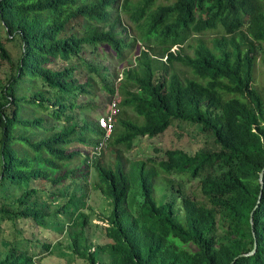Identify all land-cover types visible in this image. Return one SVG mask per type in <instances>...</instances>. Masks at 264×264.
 <instances>
[{"label":"trees","instance_id":"1","mask_svg":"<svg viewBox=\"0 0 264 264\" xmlns=\"http://www.w3.org/2000/svg\"><path fill=\"white\" fill-rule=\"evenodd\" d=\"M118 2L0 0L4 35L19 49L15 59L0 37V186H28L0 204V264H44L50 243H30L22 228L26 220L42 227L55 214L75 216L81 229L71 235L72 251L87 264H230L255 243L256 253L234 264H264V97L255 87L264 0H123L122 30ZM80 19L90 31L73 33ZM138 45L135 66L123 71L137 91L114 100L121 111L107 148L117 162L101 165L103 153L91 165L66 147L98 146L105 137L85 114L116 95L118 77L101 49L123 58ZM34 111L41 116L26 117ZM174 121L212 134L219 149L128 159L140 140L163 136ZM77 164L86 168L84 185ZM91 169L100 178L93 185ZM175 176L199 180L206 202ZM92 188L113 207L98 226L83 210ZM41 193L68 201L53 213ZM87 226L103 238L94 242Z\"/></svg>","mask_w":264,"mask_h":264},{"label":"rangeland","instance_id":"2","mask_svg":"<svg viewBox=\"0 0 264 264\" xmlns=\"http://www.w3.org/2000/svg\"><path fill=\"white\" fill-rule=\"evenodd\" d=\"M130 1L135 2L139 0ZM122 2L123 0H119L118 4L116 5L117 9L119 5V9L114 17V21L118 23L120 30H122L125 25L128 26L126 15H123L121 13L120 7L122 6ZM70 28L73 29V33H84L90 31L89 29L91 28V24L80 19L79 21L71 24ZM4 33L3 23L0 20L1 40L10 50V52H12L11 54L15 57V59H18L19 49L16 47V43L10 42L8 37L5 36ZM140 51L141 45H138L133 51H125L123 58H119L115 53H112L106 48L101 49V59H104L105 65H107L111 70V75H116L118 77V80H116L115 82L116 95L114 96V99L109 98L106 100L105 104L101 105L96 110L85 112V114L89 115V117L93 121L100 120L110 115L114 116L115 118L119 117L121 109L118 105V102L117 107H113V104L115 103L114 100L118 99V101H120L126 98L129 93L137 91V87L135 85L123 79V71L127 68L135 66L136 58L139 57ZM85 73L87 72L85 71ZM86 81L87 77L85 76L83 78V82ZM34 87V90L42 89L39 85H35ZM255 87L261 92L264 97V65L262 63L259 64ZM31 90H33V88H31ZM79 100H81V102L89 101L84 97H80ZM34 112L35 113L33 114L31 112L30 114L26 115V117L41 116L38 111ZM131 115L135 116V112L133 110H130V116ZM112 141L113 140L110 139L106 144V147L101 151L98 150L99 145L84 147L78 144L68 146L66 147V150L70 152H80L85 158L89 156L91 165L92 163L98 165V159L103 155V153H105L106 159H103V163H101V165H115L117 162V155L113 154L112 150L107 148V145L109 146V143H111ZM174 148H187L196 152H206L210 150H218L219 146L218 144H216L214 136L210 133H205L199 126L188 122L174 121L173 127H171L163 136L154 139L146 137L140 140L134 151L131 154H127V157L132 162H144L152 156L154 157L156 162H160L162 160L163 151H165L166 149ZM155 149L160 150V152H156ZM75 168H79L77 171V180H81L79 181V183L81 185H84L86 183V168L81 164H77ZM91 171L92 176L89 180L91 182V185H93L94 182L98 181L100 178L95 169H91ZM211 173L214 174L215 172ZM1 176L2 169L0 165V177ZM205 176L206 174L203 175V177ZM175 177L179 180H184L186 188L192 193L196 194L200 200L206 202L205 197L201 194L199 180H189L187 178H181L178 176ZM70 183L71 181H68V184ZM31 185L37 188H41L43 186V184L40 182H34L31 183ZM27 188L28 186L26 184L17 186L12 184L10 181H6L2 184V186H0V204L5 203L6 201L10 203L11 201L15 200V198L21 196V194L25 190H27ZM40 196H42L44 200H48L50 202L49 204H51V208L49 209V211H53V213L55 211V206L63 205L68 201V198L61 197L60 195H58L59 197H57L56 199L57 202L51 201L48 196H46V194L41 193ZM112 209L113 207L109 200H107L104 196H102L100 192L94 190L93 188L90 190L89 198H86L83 205V210L87 213V215H90L91 219L94 222V225L96 226L101 224V222H99L98 220H100L101 218H106L111 214ZM74 219L75 216L71 214H55L47 217L45 219L46 223L42 227L36 226L30 220H26L22 228V235L26 239H29L30 243L32 244L40 245L50 243L51 247L49 253L45 257L44 264H87L79 257H77L72 251L71 235L81 229L79 225H73ZM86 230L89 234H92L96 231L94 242H97V237L103 238L100 229H92L90 226H87ZM10 232L12 233L11 229ZM34 250L39 251L38 249ZM96 250L99 251L101 249L96 247ZM101 258L108 259L107 253L103 251V253L101 254ZM37 262H39V260H37Z\"/></svg>","mask_w":264,"mask_h":264},{"label":"built area","instance_id":"3","mask_svg":"<svg viewBox=\"0 0 264 264\" xmlns=\"http://www.w3.org/2000/svg\"><path fill=\"white\" fill-rule=\"evenodd\" d=\"M114 102L115 103L113 104V107L116 108L117 102L116 101ZM98 122H99L101 129L105 132V137L103 138L102 142L99 144L98 150L101 151L102 149L106 147V144L109 142V140L111 139V136L115 132V129H116L115 117L110 115L108 117H104L100 119Z\"/></svg>","mask_w":264,"mask_h":264},{"label":"water","instance_id":"4","mask_svg":"<svg viewBox=\"0 0 264 264\" xmlns=\"http://www.w3.org/2000/svg\"><path fill=\"white\" fill-rule=\"evenodd\" d=\"M263 176H264V173L262 172L261 175H260V181H261L262 184H263V182H264V178H263ZM260 199H261V195L259 196L258 203L260 202ZM257 206H258V204H257ZM257 206H256V207H257ZM251 223H252V226H253V212H252V214H251ZM256 249H257V244L255 243V246H254L253 251H251V252L248 253V254H241V255H239V256H238L233 262H231L230 264H234L235 261H236L237 259H239V258H242V257H249V256L254 255V254L256 253Z\"/></svg>","mask_w":264,"mask_h":264},{"label":"bare ground","instance_id":"5","mask_svg":"<svg viewBox=\"0 0 264 264\" xmlns=\"http://www.w3.org/2000/svg\"><path fill=\"white\" fill-rule=\"evenodd\" d=\"M74 95V94H73Z\"/></svg>","mask_w":264,"mask_h":264}]
</instances>
